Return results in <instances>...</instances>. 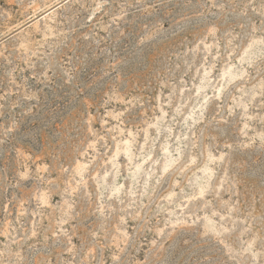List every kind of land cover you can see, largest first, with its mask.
I'll return each mask as SVG.
<instances>
[{
  "label": "rangeland",
  "instance_id": "obj_1",
  "mask_svg": "<svg viewBox=\"0 0 264 264\" xmlns=\"http://www.w3.org/2000/svg\"><path fill=\"white\" fill-rule=\"evenodd\" d=\"M0 264H264V0H0Z\"/></svg>",
  "mask_w": 264,
  "mask_h": 264
}]
</instances>
